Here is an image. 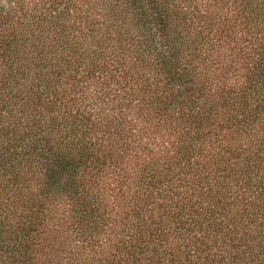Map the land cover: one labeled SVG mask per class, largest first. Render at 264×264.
<instances>
[{
    "label": "trees",
    "instance_id": "16d2710c",
    "mask_svg": "<svg viewBox=\"0 0 264 264\" xmlns=\"http://www.w3.org/2000/svg\"><path fill=\"white\" fill-rule=\"evenodd\" d=\"M0 264H264V0H0Z\"/></svg>",
    "mask_w": 264,
    "mask_h": 264
},
{
    "label": "snow or ice",
    "instance_id": "6c2138e0",
    "mask_svg": "<svg viewBox=\"0 0 264 264\" xmlns=\"http://www.w3.org/2000/svg\"><path fill=\"white\" fill-rule=\"evenodd\" d=\"M70 184V180L68 178L65 179V187H67Z\"/></svg>",
    "mask_w": 264,
    "mask_h": 264
}]
</instances>
